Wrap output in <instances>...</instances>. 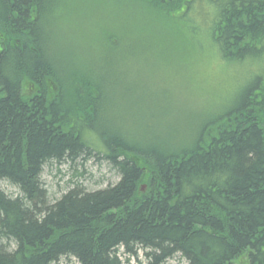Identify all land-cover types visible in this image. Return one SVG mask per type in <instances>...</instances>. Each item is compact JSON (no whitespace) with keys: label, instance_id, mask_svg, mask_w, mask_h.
<instances>
[{"label":"trees","instance_id":"1","mask_svg":"<svg viewBox=\"0 0 264 264\" xmlns=\"http://www.w3.org/2000/svg\"><path fill=\"white\" fill-rule=\"evenodd\" d=\"M135 1L163 8L166 18L207 9L214 14L207 34L222 59L264 60V0ZM61 2L0 0V264L64 257L120 264V249L144 250L146 264H172L176 256L184 263L173 264H233L241 256L264 264L263 67L246 75L231 107L198 126L186 146L151 149L116 131L102 134L100 83L73 74L67 96L45 54L43 24ZM89 155L104 158L118 180L50 200L44 166Z\"/></svg>","mask_w":264,"mask_h":264},{"label":"rangeland","instance_id":"2","mask_svg":"<svg viewBox=\"0 0 264 264\" xmlns=\"http://www.w3.org/2000/svg\"><path fill=\"white\" fill-rule=\"evenodd\" d=\"M61 1L43 24L45 54L65 80L67 96L73 94L68 80L73 74L79 81L89 76L100 83L103 99L96 112L98 124L105 123L100 124L102 134L116 131L151 149L186 146L198 126L231 107L248 73L261 66L264 72V60L220 57L207 34L214 17L207 9H180L166 18L163 8L148 10L135 0ZM40 180L54 200L75 186L93 191L112 185L118 175L104 158L89 155L50 161ZM1 187L17 194L6 182ZM118 257L120 264L147 263L142 249L134 255L120 249ZM169 261L184 263L178 256ZM59 264L77 262L64 257ZM233 264H246V259L241 256Z\"/></svg>","mask_w":264,"mask_h":264}]
</instances>
